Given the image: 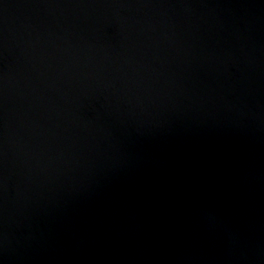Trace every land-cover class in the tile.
Returning <instances> with one entry per match:
<instances>
[{
  "label": "water",
  "instance_id": "obj_1",
  "mask_svg": "<svg viewBox=\"0 0 264 264\" xmlns=\"http://www.w3.org/2000/svg\"><path fill=\"white\" fill-rule=\"evenodd\" d=\"M0 264H264V0H0Z\"/></svg>",
  "mask_w": 264,
  "mask_h": 264
}]
</instances>
